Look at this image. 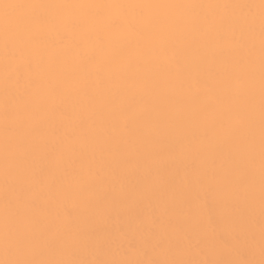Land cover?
Wrapping results in <instances>:
<instances>
[{
  "label": "bare ground",
  "instance_id": "1",
  "mask_svg": "<svg viewBox=\"0 0 264 264\" xmlns=\"http://www.w3.org/2000/svg\"><path fill=\"white\" fill-rule=\"evenodd\" d=\"M18 3H160V4H235L258 0H16ZM129 18H159L161 21L187 20L193 16H212L206 9H129ZM30 9H17L13 16L28 18ZM47 15L68 18L85 16L81 9H48ZM226 24L203 26L198 30L166 28L169 37L162 41L156 30L145 28L141 35L126 28L88 23L75 27L71 23L48 30L33 25L32 38L25 37L15 48L10 67L7 96L13 115L28 113L33 125L41 121L55 123L61 134L67 133L68 143L58 159H42L43 145L34 143L35 163H50L60 177L63 188L40 198L42 205L51 208L50 215L40 220L41 227L34 239L31 256L37 259H98L101 258L95 227L122 222L132 209H140L144 218L163 212V202L152 186L145 183L150 172L155 183L169 182L184 189L185 201L196 198L201 220L210 231L220 230L231 238L235 233L248 231L251 220L255 235V256L259 260L260 225V44L259 18L255 32L241 41L227 38V20L239 10H224ZM101 15L113 19L120 15L116 9L102 10ZM97 36L100 39H97ZM176 54L191 75L177 78L174 70H161L162 56ZM0 49V259L3 258L5 172L3 158L4 110L6 84ZM211 66L212 73L204 71ZM231 66L240 76V86H233L234 78L219 82L213 75L218 69ZM253 68L252 78L249 69ZM209 79L212 90L202 89L198 81ZM183 81L180 86L179 81ZM222 97L223 102L212 96ZM73 116L62 120V113ZM134 120V128L125 121ZM92 121L115 129L118 137L116 151L99 127L90 132L80 131ZM251 124V132L246 126ZM252 142L249 143V136ZM52 139L51 135L48 137ZM203 139L204 144H199ZM199 147L207 163L215 157L217 167L222 153L252 151L255 168L242 166L234 171L230 184L218 183L211 171L199 180L185 163L190 153L185 146ZM169 145L176 146L178 160L169 159ZM73 147L75 151H73ZM84 169L103 168L100 177L83 175ZM114 170L118 175H114ZM254 184L249 185V175ZM251 193V196L249 195ZM227 200L237 214L235 233L221 224L223 204ZM177 223H181L177 217ZM77 230L75 238L63 225ZM187 243V242H185ZM196 247L204 242L193 240ZM159 250L157 249L156 252ZM197 259L221 258L205 248ZM154 253L153 255H155Z\"/></svg>",
  "mask_w": 264,
  "mask_h": 264
},
{
  "label": "snow or ice",
  "instance_id": "2",
  "mask_svg": "<svg viewBox=\"0 0 264 264\" xmlns=\"http://www.w3.org/2000/svg\"><path fill=\"white\" fill-rule=\"evenodd\" d=\"M206 9L210 10L212 16H193L187 20L177 21L168 19L161 21L159 18L146 19L144 17L129 18L126 10L129 9ZM17 9H30L32 16L28 18L13 16L12 12ZM48 9H81L85 16L56 17L47 15ZM116 9L120 15L113 19L101 15L102 10ZM231 9L233 13L239 10V15H233L227 20L226 36L229 40L239 42L246 36L255 32L257 14L259 18V44H260V153H259V175H260V225H259V254L260 259L255 256L256 240L252 232L251 220L248 221V231L235 233L237 225V214L230 208L227 200L223 204L221 224L231 227L235 234L228 238L220 230L210 231L208 226L200 218L199 206L196 198L185 201L184 189L169 182L155 183L152 181L151 173H145L144 182L152 186L163 202V212L145 219L142 210L132 209L126 218L117 224H102L95 227V235L99 241L101 258L88 259H37L31 256L34 248V239L41 227L40 220L51 213V208L42 205L40 198L45 195L43 189H47V196L53 191L63 188L60 177L53 170L50 163H35L32 152L34 143L43 145L42 159L49 157L58 159L62 156L64 147L67 145L68 134L60 133L54 121L49 123L41 121L38 126L33 125L30 114L23 115L17 112L13 115L11 111L10 98L7 96V83L10 79V67L15 56V48L25 37L32 38L35 33L30 31L33 25H40L48 30H58L59 25L71 23L75 27L86 26L88 23L110 26L115 29L126 28L130 33L141 35L145 28L156 30L162 41H166L169 33L165 29L176 30H198L203 26L216 25L223 28L226 18L222 14L224 10ZM99 40L100 37L97 36ZM0 49L3 53V71L6 84V102L4 110V143L3 158L5 172L4 188V224L2 251L3 258L0 264H264V0L256 2H245L235 4H160V3H62L51 4L44 2L18 3L16 0H0ZM161 70L166 74L174 70L177 78L190 77L189 68L176 58V54H164L161 58ZM212 73L211 66L204 69ZM254 69L250 67L248 76L252 78ZM219 82L234 78L233 86L239 88L240 76L231 66L218 69L214 74ZM183 86V81H179ZM202 89L212 92L209 79L198 81ZM217 102H223L222 97L212 96ZM62 120L72 121L73 116L67 112L62 113ZM129 124L134 128V120L125 121V129ZM251 132V124L246 125ZM99 127L101 134L113 143V151H116L118 137L115 129L97 125L92 121L87 127L80 125V131H91ZM51 135L52 139L48 137ZM253 137L249 136V143ZM201 139L199 144H204ZM190 157L185 163L186 168H191L197 180L211 171L212 177L221 184H230L234 171L246 166L250 172L255 168V156L252 151L241 153L239 151L222 153V160L217 167L216 159L206 164L202 158L199 147L191 142L185 146ZM75 151V148L72 149ZM169 159L178 160L176 146L169 145L167 149ZM83 175L101 176L103 168L84 169L81 165ZM114 175H118L114 170ZM254 184V177L249 175V185ZM251 196V193L249 194ZM177 217L181 223H177ZM67 233L75 238L77 230L71 224L62 226ZM204 242L203 247H196L193 240ZM187 242V243H185ZM209 247L220 255L216 259H197L200 253H205ZM159 250L156 252V250ZM156 253L155 255H153Z\"/></svg>",
  "mask_w": 264,
  "mask_h": 264
}]
</instances>
